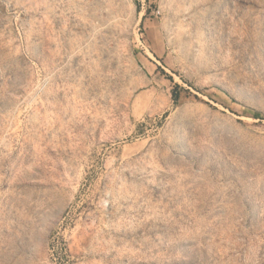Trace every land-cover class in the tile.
Here are the masks:
<instances>
[{"label":"rangeland","instance_id":"obj_1","mask_svg":"<svg viewBox=\"0 0 264 264\" xmlns=\"http://www.w3.org/2000/svg\"><path fill=\"white\" fill-rule=\"evenodd\" d=\"M0 264H264V0H0Z\"/></svg>","mask_w":264,"mask_h":264},{"label":"trees","instance_id":"obj_2","mask_svg":"<svg viewBox=\"0 0 264 264\" xmlns=\"http://www.w3.org/2000/svg\"><path fill=\"white\" fill-rule=\"evenodd\" d=\"M177 99H178V94H176V95H174V101H177Z\"/></svg>","mask_w":264,"mask_h":264}]
</instances>
